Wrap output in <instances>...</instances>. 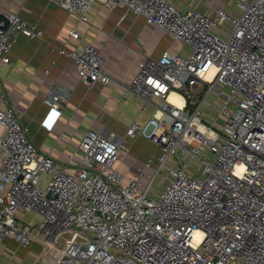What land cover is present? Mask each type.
Segmentation results:
<instances>
[{
	"label": "built area",
	"instance_id": "built-area-1",
	"mask_svg": "<svg viewBox=\"0 0 264 264\" xmlns=\"http://www.w3.org/2000/svg\"><path fill=\"white\" fill-rule=\"evenodd\" d=\"M95 1L126 6L191 50L144 60L130 89L147 102L162 99L157 109L144 122L134 120L124 136L88 130L76 167L43 153L17 110L0 107V246L6 236L32 244L22 211L42 217V243L64 232L80 237L54 264H264V0H233L236 16L218 9L214 17L169 0H55L82 20ZM227 21V30H216ZM19 33L44 32L7 12L0 19V63H11ZM60 52L74 60L89 88L111 81L93 44ZM1 91L0 80V97ZM175 92L184 105L168 100ZM68 94L67 87L48 91L47 129ZM138 134L162 147L158 160L147 163L153 173L146 183L143 172L127 178L116 166L128 137Z\"/></svg>",
	"mask_w": 264,
	"mask_h": 264
},
{
	"label": "crops",
	"instance_id": "crops-1",
	"mask_svg": "<svg viewBox=\"0 0 264 264\" xmlns=\"http://www.w3.org/2000/svg\"><path fill=\"white\" fill-rule=\"evenodd\" d=\"M169 1L181 10L197 9L213 17L218 9L232 16L239 13L233 0ZM9 11L36 23L44 33L36 37L19 33L13 41L9 51L11 63H0V107H14L34 144L71 168L80 163L78 147L88 130L124 136L134 120L144 122L153 115L162 99L147 102L130 89L132 78L148 56L159 58L165 51L187 54L191 50L184 42L123 5L109 9L95 1L88 19L82 20L55 0H0V15ZM229 25L227 21L216 30L223 32ZM72 29L80 33L79 38L70 36ZM85 44H93L102 53L105 71L111 76L109 83H96L89 88L79 77L74 60L60 52L61 48L73 49ZM54 87H67L69 94L60 102L57 121L47 129L42 125L49 111L45 98ZM172 94L168 100L177 104L170 99ZM176 94L182 98L177 105H184L185 97ZM3 133L0 125V137ZM127 142L129 152L121 153L117 169L127 178L143 172L146 183L148 175L153 173L147 163L152 157L154 160L147 148L156 143L141 134L128 137ZM1 158L0 151V161ZM156 190L153 188L152 193ZM24 213L19 211L18 218L30 227L34 244L24 247L13 237L6 236L0 246V264H54L44 257L39 245L42 217L37 222H28ZM44 259L49 262L43 263Z\"/></svg>",
	"mask_w": 264,
	"mask_h": 264
},
{
	"label": "rangeland",
	"instance_id": "rangeland-1",
	"mask_svg": "<svg viewBox=\"0 0 264 264\" xmlns=\"http://www.w3.org/2000/svg\"><path fill=\"white\" fill-rule=\"evenodd\" d=\"M128 142H126V147H127V152H129V147H128ZM150 152V156H154V160L158 158L161 153H162V147L159 146L157 143L154 146H149L147 148ZM153 158V157H152ZM156 161V160H155ZM188 163V160H186ZM198 163L196 161L192 162L190 165V169L194 170L197 169ZM167 175V171L163 170L157 177L156 182L154 183V190L158 189L160 183H162L164 176ZM26 214V220L28 222H37L40 218L39 214H36L34 212H25ZM80 237H78L77 234L75 233H69V232H64L59 235V237L53 242V243H42L39 242V245L41 249L43 250L44 257H48L49 261L55 262V255H58L61 250H64L66 245L71 242V241H77L79 240ZM34 244V243H33ZM32 244V245H33ZM38 245V244H37ZM38 245V247H39ZM47 259H44L43 263H48ZM42 262V261H41Z\"/></svg>",
	"mask_w": 264,
	"mask_h": 264
},
{
	"label": "bare ground",
	"instance_id": "bare-ground-1",
	"mask_svg": "<svg viewBox=\"0 0 264 264\" xmlns=\"http://www.w3.org/2000/svg\"><path fill=\"white\" fill-rule=\"evenodd\" d=\"M172 94V93H171ZM170 99H173L174 101H176V103L177 104H181V97L180 96H178L176 93H173L172 95H171V98Z\"/></svg>",
	"mask_w": 264,
	"mask_h": 264
},
{
	"label": "trees",
	"instance_id": "trees-1",
	"mask_svg": "<svg viewBox=\"0 0 264 264\" xmlns=\"http://www.w3.org/2000/svg\"><path fill=\"white\" fill-rule=\"evenodd\" d=\"M4 16L0 15V19H2Z\"/></svg>",
	"mask_w": 264,
	"mask_h": 264
}]
</instances>
